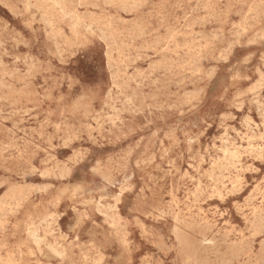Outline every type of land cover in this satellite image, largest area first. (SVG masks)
<instances>
[{"label": "rangeland", "instance_id": "374dc122", "mask_svg": "<svg viewBox=\"0 0 264 264\" xmlns=\"http://www.w3.org/2000/svg\"><path fill=\"white\" fill-rule=\"evenodd\" d=\"M263 32L264 0H0V264H264Z\"/></svg>", "mask_w": 264, "mask_h": 264}, {"label": "bare ground", "instance_id": "6f19581e", "mask_svg": "<svg viewBox=\"0 0 264 264\" xmlns=\"http://www.w3.org/2000/svg\"><path fill=\"white\" fill-rule=\"evenodd\" d=\"M54 1V0H53ZM153 1V0H152ZM58 2V1H57ZM124 2V1H123ZM123 2H121V3H123ZM128 2V1H127ZM127 2L125 3V4H127ZM137 2V1H136ZM140 2V1H139ZM143 2V1H142ZM257 2H259V1H257ZM256 2V3H257ZM133 3H134V1H133ZM57 4V3H56ZM59 4V3H58ZM80 4V3H79ZM142 5V4H141ZM245 5V4H244ZM256 5V4H255ZM115 6V5H114ZM138 6V5H137ZM140 6V5H139ZM116 7H117V5H116ZM119 7H121V5L119 6ZM118 7V8H119ZM133 7V6H132ZM36 8V7H35ZM39 7H37V9H38ZM208 8V7H207ZM125 9V8H124ZM251 9V8H250ZM129 10V9H128ZM255 10V9H254ZM79 11V10H78ZM69 12V11H68ZM75 12H77V11H75ZM221 12H223V11H221ZM257 12V11H256ZM126 13H127V11H126ZM131 13V12H130ZM65 14V13H64ZM248 14V13H247ZM43 15V14H42ZM66 15V14H65ZM33 16V15H32ZM81 17V16H80ZM120 17V16H119ZM83 18V17H82ZM90 18H92L91 16H90ZM256 19V18H255ZM82 20V19H81ZM80 20V21H81ZM247 20V19H246ZM257 20V19H256ZM45 22H46V20H44ZM55 21V20H54ZM83 23V22H82ZM92 24V23H91ZM162 25V24H161ZM160 26V25H159ZM60 27V26H59ZM53 28V27H52ZM98 28H100V26L98 27ZM97 29V28H96ZM128 29V28H127ZM130 29V28H129ZM168 29V28H167ZM262 29V28H261ZM100 30V29H99ZM110 30V29H109ZM119 30V29H118ZM131 30V29H130ZM129 30V31H130ZM179 30V29H178ZM140 31V30H139ZM237 31V30H236ZM112 32V31H111ZM177 32V31H176ZM96 33V32H95ZM264 33V32H263ZM116 34V33H115ZM137 34V33H136ZM239 34H240V32H239ZM138 35V34H137ZM109 36V35H108ZM117 36V35H116ZM215 36V35H214ZM257 36H258V34H257ZM168 37V36H167ZM215 37H217V36H215ZM239 37H240V35H239ZM109 38V37H108ZM170 39V38H169ZM259 39V38H258ZM70 40V39H69ZM108 40H110V38L108 39ZM218 40V39H217ZM104 41V40H103ZM221 41V40H220ZM221 43V42H220ZM127 44V43H126ZM227 47V46H226ZM178 48V47H177ZM222 53V52H221ZM225 53V52H224ZM106 54V53H105ZM221 55V54H220ZM135 57V56H134ZM131 58V57H130ZM222 58V57H221ZM261 59V58H260ZM124 60V59H123ZM132 60H133V58H132ZM129 61V60H128ZM134 61V60H133ZM219 61V60H218ZM223 61V60H222ZM225 61V60H224ZM261 61V60H260ZM134 62H136V61H134ZM186 62V61H185ZM262 62V61H261ZM148 63V62H147ZM127 68V67H126ZM135 70V69H134ZM170 71V70H169ZM172 72H174V71H172ZM176 74V73H175ZM146 77V76H145ZM188 80V79H187ZM204 88V87H203ZM145 94V93H144ZM143 95V94H142ZM144 97V96H143ZM152 97V96H151ZM145 98V97H144ZM136 100V99H135ZM27 110V109H26ZM238 110V109H237ZM246 118V117H245ZM194 123V122H193ZM215 128V127H214ZM172 132V131H171ZM171 134V133H170ZM229 134V133H228ZM168 136V135H167ZM169 137V136H168ZM170 138V137H169ZM252 146V145H251ZM250 146V147H251ZM256 146V145H255ZM98 147V146H97ZM105 147V146H104ZM101 148V147H100ZM220 149V148H219ZM248 149H249V147H248ZM73 152V151H72ZM230 153V152H229ZM49 178V177H48ZM64 180V179H63ZM107 188V187H106ZM111 191V190H110ZM12 207V206H11ZM10 207V208H11ZM98 211V210H97ZM50 217V216H49ZM175 221V220H174ZM258 228H259V230L260 231H262L263 230V224L262 223H260V224H258ZM172 231V230H171ZM263 233H264V231H263ZM262 233V234H263ZM262 240V239H261ZM39 241H41V240H39ZM47 242V241H46ZM38 243V242H37ZM204 243V242H203ZM50 247V246H49ZM47 255H49V254H47ZM47 255H45V256H47ZM61 256V255H60ZM48 258V257H47ZM64 258V257H63ZM51 259H52V257H51ZM65 260V259H64Z\"/></svg>", "mask_w": 264, "mask_h": 264}]
</instances>
